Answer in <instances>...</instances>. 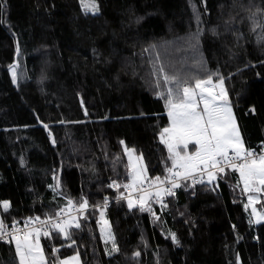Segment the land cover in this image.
Listing matches in <instances>:
<instances>
[{"label":"trees","instance_id":"trees-1","mask_svg":"<svg viewBox=\"0 0 264 264\" xmlns=\"http://www.w3.org/2000/svg\"><path fill=\"white\" fill-rule=\"evenodd\" d=\"M96 2L92 15L80 0H0V221L45 220L86 200L80 227L41 231L46 264H264V221L249 222L231 168L210 183L182 179L166 207L102 206L116 199L109 185L130 179L126 148L147 182L169 175L162 94L175 81H223L244 148L264 145V0ZM0 264H19L15 240L0 241Z\"/></svg>","mask_w":264,"mask_h":264},{"label":"snow or ice","instance_id":"snow-or-ice-1","mask_svg":"<svg viewBox=\"0 0 264 264\" xmlns=\"http://www.w3.org/2000/svg\"><path fill=\"white\" fill-rule=\"evenodd\" d=\"M90 6L96 9L94 0ZM85 7H89V5L85 4ZM159 71L163 72V68ZM13 75L15 79V73ZM163 81L165 84L172 82L167 75L163 77ZM175 84V92L173 88L169 87L166 95L162 94L170 118V126L164 128L160 134L161 142L167 146L170 154L171 167L167 168L169 175L164 180L156 177L154 181L149 182L150 187L157 182L160 184L170 183L171 187L161 188L155 194L144 189L142 185L148 179L145 174L146 169L143 166L136 167L132 164L134 150L125 149L134 171L132 184H126L124 187L138 189L143 193L139 197L141 211L145 210L144 204L153 195L161 202L162 207H166L162 203L161 193L173 195L172 189L180 186L178 181L181 179L191 178L194 182H197L196 173H206L210 180L214 179L215 173L211 169L224 172L226 168H231L239 172V179L243 181L245 191L259 192L264 190V154L257 155L254 151L244 148L226 97L223 104L217 103L218 97L212 91L215 85L212 84L211 77L207 80H197L194 87H181L178 81H175ZM200 102L203 103V108L198 110ZM189 143L198 146L191 155L187 151ZM139 160L142 161V157ZM113 186L109 185V187ZM115 186L119 187V185ZM255 200V197H249L250 203H254ZM69 203L71 204V201ZM9 206L6 201L2 204L5 211ZM128 206L133 207L131 198H128ZM86 207V200L79 205L80 209ZM255 211V208H253V212ZM101 217L103 218V213H101ZM35 219L39 220L40 218L36 217ZM30 223L31 220L26 222L25 228H28ZM73 223L75 221H58L53 227L58 232L67 235V228ZM75 227H80L79 223H75ZM14 232H21V230L14 228ZM40 234L41 229H32L31 231H23L20 236L12 235L11 239L15 240L19 264H46L43 249L39 243ZM43 234L45 236L49 235L47 231ZM5 235L9 234L5 232L3 221H0V239ZM173 239H175L174 235ZM136 255H139V253ZM72 259L78 260V257ZM61 264H69V262L62 261Z\"/></svg>","mask_w":264,"mask_h":264},{"label":"rangeland","instance_id":"rangeland-1","mask_svg":"<svg viewBox=\"0 0 264 264\" xmlns=\"http://www.w3.org/2000/svg\"><path fill=\"white\" fill-rule=\"evenodd\" d=\"M92 2H93V0H83V3H82V0H80L82 9L86 13H90V14L94 15V14H96L98 12V5H97L96 0H94V3L96 5V9H93L90 6ZM85 4H88L89 7H85ZM11 72L12 73L14 72V68H11ZM212 84L215 85V87L212 88V91L218 97L217 103L218 104H223L224 103V98L226 97L227 103H228V105L231 108L232 106L228 102L227 90H226L224 82L223 81L215 82V81L212 80ZM194 86H192V87H194ZM197 91H199V90L197 89ZM202 108H203V103L200 102L198 110H200ZM167 115H168V112H167ZM231 115H232V118L234 119L236 128H237V130L239 132V135H240V138L242 140V137H241V134H240V131H239V127H238V124H237V120H236V117H235V113H234L233 107L231 108ZM169 126H170V118H169ZM192 144L194 146V143H192ZM197 147L198 146H194L193 149L196 151ZM166 148H167V146H166ZM127 149H129V148H127ZM194 150H192L191 152L189 150L190 153L189 152L188 153L191 155V154H193L195 152ZM126 155H127V158H128V164H129V168H130V172H129L130 179L127 182V184H132V175H133L134 169L129 163V156H128L127 152H126ZM139 158H140V156H137L136 154L132 153V164H134L136 167L143 166V168L145 169L143 160L140 161ZM211 171H213L215 173V178L211 179V180L209 179V177H208V175L206 173H196L195 176H197V177L200 176L203 180H205V181L210 183V182H212V181H214L216 179V170L215 169H211ZM241 183H242V186H243V189H244V183H243L242 180H241ZM257 186H259V185H257ZM245 193L247 195V199H246V202H245V205H244V209H245V212L248 215L249 222L251 224H257V223L263 222L264 221V210H262L258 206V203H259L258 201L261 199V195H264V190H261L259 192H256V191H251V192L250 191H245ZM250 196L256 198L254 203H250L249 202V197ZM132 201H133V206H136V205L140 204V202L137 203L138 201H136V200H132ZM159 203H161V202H159ZM147 204H151V201H149ZM253 208H255V210H256L255 212H253ZM101 213H103V218L101 217ZM105 221H106V223H105ZM99 230H100V234H101L102 240L105 243H107V245L110 247L111 244H112V240H113V234H112V230H111V227H110V223H109L108 218L106 216V213L104 211H101L100 215H99ZM73 257H78V255L68 256V257H65L63 259H60L59 260V264H61L62 261H68L69 264H81L79 258H78V260H73L72 259Z\"/></svg>","mask_w":264,"mask_h":264},{"label":"built area","instance_id":"built-area-1","mask_svg":"<svg viewBox=\"0 0 264 264\" xmlns=\"http://www.w3.org/2000/svg\"><path fill=\"white\" fill-rule=\"evenodd\" d=\"M252 151H254L257 155L264 154V145L260 149H252ZM198 177H200V176H198ZM198 177L196 176V180H197ZM181 180H179L178 183ZM111 185H114L111 188H112V191L116 193V199H114V200L105 199L103 201V203H102V206H109L115 200H121V199H127L128 200V198H131L132 200H136V201L140 202L139 201V197L143 193H141L138 189L125 188L124 186H123V188H121L120 185L117 188L115 185H118V183H116V182H113ZM142 187L144 189H146L147 191H150L153 194H155L161 188H170L171 184L170 183H164V184L155 183L154 185H152L150 187V183L146 182V183H144L142 185ZM175 190H176V188L172 189L173 193H175ZM167 196H169V195H167L165 193H161L162 201ZM149 201H151V203H153V202L154 203H159L160 202V201L157 200L155 195H153V197L150 200H148L147 203ZM79 215L84 217L85 209H77L74 206H69L66 210H62V211L58 212V215L53 217V218H48V219H45V220L29 219V220H31V223L29 224L28 228H25V224L29 220H27V221H25L24 223H21V224L7 225V226H5V232H7L9 235H5L2 239H0V241H10V240H12L11 239L12 235L19 236V235L22 234L23 231H31L32 229H35V228L36 229H41L42 232H45V231L49 232L51 229L54 228L53 225L55 223H57L58 221L59 222L75 221V223H77V218H78ZM42 222H45V223H42ZM75 223L71 224V227L75 226ZM14 228L20 229L21 232H14ZM69 228L70 227H68L67 230Z\"/></svg>","mask_w":264,"mask_h":264},{"label":"bare ground","instance_id":"bare-ground-1","mask_svg":"<svg viewBox=\"0 0 264 264\" xmlns=\"http://www.w3.org/2000/svg\"><path fill=\"white\" fill-rule=\"evenodd\" d=\"M231 108H232V107H231ZM148 181H149V180H148ZM145 183H146V182H145ZM148 183H149V182H148ZM123 185H124V184H123ZM123 185H122V186H123ZM106 199H107V198H106ZM104 200H105V199H104ZM121 200H122V199H121ZM135 202H136V201H135ZM137 203H139V202H137ZM78 219H79V218H78ZM78 221H79V220H77V222H78ZM43 237H44V236H43Z\"/></svg>","mask_w":264,"mask_h":264},{"label":"water","instance_id":"water-1","mask_svg":"<svg viewBox=\"0 0 264 264\" xmlns=\"http://www.w3.org/2000/svg\"><path fill=\"white\" fill-rule=\"evenodd\" d=\"M16 78V77H15ZM16 86H17V80H16Z\"/></svg>","mask_w":264,"mask_h":264}]
</instances>
